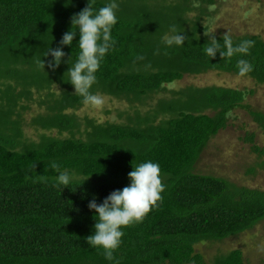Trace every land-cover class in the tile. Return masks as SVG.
Returning <instances> with one entry per match:
<instances>
[{
  "label": "trees",
  "instance_id": "16d2710c",
  "mask_svg": "<svg viewBox=\"0 0 264 264\" xmlns=\"http://www.w3.org/2000/svg\"><path fill=\"white\" fill-rule=\"evenodd\" d=\"M107 0H96L102 7ZM115 47L105 56L90 91L142 104L147 96L186 74L219 70L239 74L237 61L253 70L244 75L264 83V39L230 35L234 45L252 40L247 55L210 58L211 36L205 17L216 0H116ZM88 0H0V264H248L240 248L211 263L197 246L247 232L264 220V190L240 186L219 176L196 172L211 139L228 125L231 112L245 104L247 91L225 86H188L173 91L146 111L132 105L127 122H98L78 114L85 103L67 81L78 58V36L63 46L55 70L43 56L71 28V17ZM175 25L187 39L166 47L162 37ZM45 62L43 69L38 60ZM240 75V74H239ZM45 110L32 118L41 131L28 135L26 113L35 93ZM212 111L213 114L207 111ZM264 125V113L250 109ZM57 131L58 135L53 132ZM65 132L70 136L62 137ZM255 134L248 140L254 150ZM77 173L69 187H55L57 171ZM160 165L166 185L162 201L140 223L123 228L115 259H105L86 237L94 231L88 201L100 203L130 183L128 173L147 162ZM35 166V167H34ZM47 183H34L37 176ZM90 175V176H89ZM89 176L83 183V178ZM82 183V184H80ZM80 184V185H79Z\"/></svg>",
  "mask_w": 264,
  "mask_h": 264
},
{
  "label": "rangeland",
  "instance_id": "374dc122",
  "mask_svg": "<svg viewBox=\"0 0 264 264\" xmlns=\"http://www.w3.org/2000/svg\"><path fill=\"white\" fill-rule=\"evenodd\" d=\"M205 17L209 33L230 34L235 36L260 35L264 39V0H216ZM225 86L247 91L245 104L250 108L240 107L231 112L228 125L214 136L202 153L196 167L197 173L224 177L240 186L264 190V125L250 113V109L264 113V83H259L249 76L232 72L210 70L200 74H186L181 80L166 84L165 89L152 93L140 104L127 98L98 93L103 98L101 105L84 104L77 110L84 119L86 116L98 122H127L133 114L132 105L149 111L156 107L161 99L173 97V91H181L188 86ZM31 102V109L26 113V130L29 136L39 138L41 131L30 123L45 106ZM213 114L212 111H207ZM58 135V132H53ZM255 134V144L261 148L254 150V144L248 140ZM70 136L65 132L62 137ZM240 248L248 264H264V220L255 228L242 234L218 242H204L197 246L203 253L206 263H211L216 256Z\"/></svg>",
  "mask_w": 264,
  "mask_h": 264
},
{
  "label": "clouds",
  "instance_id": "9594fccd",
  "mask_svg": "<svg viewBox=\"0 0 264 264\" xmlns=\"http://www.w3.org/2000/svg\"><path fill=\"white\" fill-rule=\"evenodd\" d=\"M71 0H67L70 3ZM96 0H88L86 7L71 17V28L66 31L59 47L48 48L43 56L52 57L48 67L55 70L63 62L65 52L63 46H72L74 38L78 36V58L69 63L67 81L75 89V93L83 97V102L89 105H101L103 98L90 91L96 81L98 72L105 56L115 47L116 40L112 35V28L118 22L116 0L107 2L96 9ZM211 34V33H209ZM162 43L166 47L183 46L187 39L177 32L175 25H170L169 32L163 35ZM204 52L210 58L219 54L223 58H230L236 54L247 55L254 45L252 40L233 43L229 34L222 36V42L211 36ZM38 65L45 68V62L38 60ZM239 74L244 76L253 70V65L246 59L237 61ZM49 166L57 171L54 178L55 187H69L77 179V173L72 170H60L56 161H50ZM35 167V166H34ZM90 176V175H89ZM84 177L82 183L89 177ZM130 183L122 189H116L98 203L95 196L88 201L87 207L93 212L94 231L86 237L87 243L93 248H102L106 260L113 261L114 253L121 246L125 227L143 221L145 216L162 201V193L166 185L162 182L160 165L157 162H142L128 173ZM49 178L43 175L33 178L34 183H47ZM80 183V184H82ZM79 184V185H80Z\"/></svg>",
  "mask_w": 264,
  "mask_h": 264
}]
</instances>
